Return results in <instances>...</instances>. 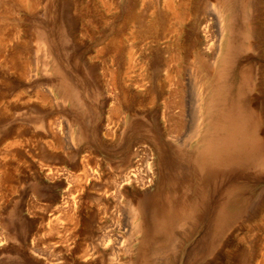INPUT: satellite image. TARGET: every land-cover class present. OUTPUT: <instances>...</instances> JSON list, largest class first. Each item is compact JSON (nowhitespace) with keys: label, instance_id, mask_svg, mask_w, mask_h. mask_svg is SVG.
<instances>
[{"label":"rangeland","instance_id":"obj_1","mask_svg":"<svg viewBox=\"0 0 264 264\" xmlns=\"http://www.w3.org/2000/svg\"><path fill=\"white\" fill-rule=\"evenodd\" d=\"M171 1L173 9L166 0H0V264H111V258L134 264L143 235L138 228L170 197L167 192L173 194L174 181L159 188L144 155L150 139L142 127L128 131L131 119L158 108L166 113L160 125L169 126L168 116L181 112L169 107V94L183 87L182 121L172 134L186 142L181 147L169 136L164 141L183 153L197 148L211 116L201 110L205 59L214 63V73L221 59L226 73L247 63L257 126L264 131V0ZM179 47L181 58H170ZM156 59L169 65L157 76L149 65ZM68 64H77L78 72ZM161 82L162 98L155 89ZM45 91L51 103L41 101ZM117 98L131 107L124 110L128 121L112 109ZM111 148L113 160L102 153ZM261 171L243 179L224 171L201 186L191 180L176 198L165 199L171 244L160 238V260L166 255L168 264H261ZM145 199L148 218L140 207ZM215 211L226 219L213 217ZM212 221L215 230L207 237ZM133 226L121 242L123 228ZM108 237L116 247L121 242L116 254L101 246ZM81 243L87 244L85 255L78 251Z\"/></svg>","mask_w":264,"mask_h":264},{"label":"bare ground","instance_id":"obj_2","mask_svg":"<svg viewBox=\"0 0 264 264\" xmlns=\"http://www.w3.org/2000/svg\"><path fill=\"white\" fill-rule=\"evenodd\" d=\"M166 6L168 7V9H173L172 1L166 0ZM208 20L209 18L206 21L208 22ZM206 30L207 29L205 25L204 32ZM204 32L203 34L206 35V33ZM204 46H206V44H204ZM205 48H207V46ZM112 50L113 49H110V53L114 52ZM187 50L188 52H190L189 49ZM188 52L186 54H188ZM169 53L171 55L170 58H174V59L178 58L176 57V55L179 56V58H181L180 55L182 54V50L179 47L176 49H171ZM170 55L168 54V56ZM116 57L118 58L117 54L115 53L112 56V62H116L117 60ZM219 63L220 64L217 65L219 67L218 71L217 73H214V65H213L214 63L212 61L209 62L206 61L205 59V61L202 62V67L204 68V70L202 71H204L205 73L206 80L205 83L203 84V100H202L203 109L201 110H203V112H205L206 115H211V116L208 117V119L205 121L206 123L205 129L203 130L201 136L203 141H201V143H199L197 148L193 149L192 152L187 153L185 151L183 153V151L179 148V146L173 147L167 145V143L164 141V138L169 136L171 139H175V141L179 143L181 147H183L186 142L187 137L183 139H179L178 137L172 134L174 132V129L177 127V125H179L182 121L180 118L181 116L180 113L184 111V106H185L184 98L186 94V91L185 89H183V87L181 89L177 88L175 89V91L172 90L173 92L169 94V100L167 101V104L168 103L170 104V105L168 104L169 107L176 105V107L180 108L181 111L176 117L168 116V118L171 121L169 126L163 129L162 126L160 125L159 120L160 118L165 117L166 113L164 114L162 111L160 112L158 108L149 109L148 117L146 115H143L141 117L133 116L131 119L130 128L128 131L137 130L138 128L140 129V127H142L143 128L142 133L150 139L151 149L148 151L149 153L144 152V155L146 156L147 164L150 165L148 170H152V166L156 170L155 173L159 177V181H158L159 188H164L168 181L170 182L174 181V183L172 184L173 188L171 189V191L175 195L173 194L170 195L167 192L165 196H170V197L169 198L164 197L165 199L170 200L176 198L177 191L181 189H185L189 181L191 180H194L197 183V185L201 186L210 178V176H215V177L209 179L208 181H216L219 178L218 173L223 174L224 171L229 172L231 170L234 176L236 177L241 176V178L243 179L247 175L249 178L250 174L252 177H256L257 175H259V173L261 174L262 169L264 170V154H262L263 144H264L263 142L264 131L262 129H259L257 126V120H256L257 116L253 107V100L249 86L250 84L249 80L251 74V72L249 71V67L248 65L247 66L245 65L247 64L245 62L241 70L236 72L226 73V71L224 70L226 68L225 60L221 59ZM72 65L70 64L68 66L69 70L77 73L79 70V68L76 67L77 64H75V66L73 65V67ZM149 65L153 68L152 75L155 72V76H157V72L159 73L163 70L165 71L166 70L165 68L169 66L165 59L164 60L156 59L154 63L150 61ZM82 69L83 68H81V72ZM124 69L122 74L126 73L125 72L126 70ZM111 72L113 75L117 76V79L118 77L120 78L121 74L119 73V68H115ZM82 74L84 73L82 72ZM164 86L165 85L161 82V84H158L155 87L156 91L160 94V98L164 96L165 93ZM68 90L70 92V89ZM151 90L154 89L151 88ZM45 93L42 96L41 101L43 103H48L50 101L49 97L52 96L49 95L50 93L49 91L47 92L45 91ZM156 94L157 93L154 91L153 95ZM176 94H178V96ZM122 95L124 96L122 98L124 100L125 97L128 95V93L126 94V92L123 91ZM156 97L153 98L155 99ZM122 99L117 98L115 106L112 109L114 113L115 112L117 114L123 113L124 117L122 116L121 120L125 122L128 121V115L127 113H124V110H129L131 107H129V105L123 104ZM125 102H127V100H125ZM164 108L166 107L164 106ZM34 109L36 110V108ZM41 113H43V110ZM195 133H196V127H194V130L192 131L191 134L194 135ZM127 136L129 138V135ZM188 137L191 138V136ZM128 138L127 140H124V144H123L124 148L126 146V143L129 142ZM102 153L107 154V156L111 160L114 159L112 148ZM150 156L151 157L153 156L155 158V159L153 158L154 162H149L150 159L152 160ZM184 161L187 162L188 166L185 165L186 170H181L184 168V167L181 168V165L184 166L183 165ZM189 168L192 169L189 170ZM251 170H255L253 171L254 173H252ZM225 175L228 177L226 173ZM126 180H128L127 176L124 178L123 181ZM114 183H116V181ZM230 187L231 186L229 185L225 188V190L223 191V195L227 194L228 190L229 192L231 191ZM202 192H200L197 189V193L202 194ZM165 199H162L160 201L162 204L155 207L154 211L151 214H148L149 218L147 217L146 212L144 210L145 209L144 206L147 204L149 199L147 200L145 199L146 201L145 200L140 201L141 202L140 207L141 209H143V211H141L142 217L148 218V223L142 225V227L141 226L139 228L137 227L139 231L143 232V235L140 239V243H139L140 245L138 246L137 249L138 257L136 258L134 264H168L167 263L168 256L164 255L163 258L161 257V259L163 260H160V256H159V254L162 255L164 254L163 253L164 251L162 252L159 247V245L163 242L161 241L162 239L161 237H163L168 243L169 241H171L169 237L170 235L166 233V228L169 227V225H167L166 222L168 220H171L172 218L168 214V207L165 205L167 200ZM257 204L258 201L255 202V205ZM215 216L220 217L221 220L226 219L224 218L226 214L221 211H215L213 217ZM73 222L74 220L70 219V223H72L71 225L74 226L73 230H76L77 226ZM214 223H216V221H212L211 225L206 229L205 235L207 237L208 236L211 237L210 232H212V230L214 229L213 227ZM179 228H181V224H179ZM135 229L136 226H133V228H129L127 231H125V229L123 228L124 231L122 233L124 234L122 236L121 235L118 236V238L122 239L121 242H125L129 240L128 238L131 236V233H134L133 230ZM121 242H116V244L118 245V247H116L111 243L110 238L108 237L106 238L105 241L103 240L101 246L103 247L104 250L108 248L107 250L110 251L109 254L113 255L114 253L116 254L115 252L116 250L122 247L120 246ZM78 246H79L78 251L84 253L83 255H85L86 252H88L87 244L85 246V243H81ZM168 249H169L168 246L164 248V250H166L165 251L166 253H169L170 250L168 251ZM93 250H89V252ZM122 251L126 253L127 248L123 247ZM110 261L111 264H119V260H117V258L116 259L111 258ZM261 264H264V258Z\"/></svg>","mask_w":264,"mask_h":264}]
</instances>
